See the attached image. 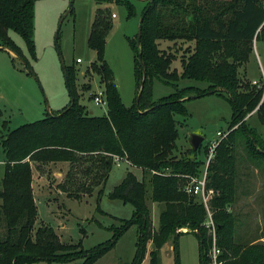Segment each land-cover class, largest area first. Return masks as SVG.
<instances>
[{
  "label": "trees",
  "instance_id": "1",
  "mask_svg": "<svg viewBox=\"0 0 264 264\" xmlns=\"http://www.w3.org/2000/svg\"><path fill=\"white\" fill-rule=\"evenodd\" d=\"M36 1L0 0V49L13 51L30 70L28 58L10 31L23 37L35 58ZM103 1L125 4L129 16L135 14V7L129 1ZM144 1L141 44L137 41L138 34L131 39L137 80L134 104L127 106L123 101L114 71L105 59L106 39L114 22L109 7L98 8L89 37V45L97 54L91 69L100 76L108 100L107 113L93 115L80 102L76 69L66 66L69 104L47 112L42 119L18 126L3 138L6 171L0 189V264L41 261L94 264L134 224L139 226L137 251L133 261L126 264H142L150 241L154 244L150 264H160V250L170 239L177 250V239L184 234L178 231L181 227H188L187 233L193 232L198 237L201 264H207L205 251L212 242V236L203 226L207 210L195 194L186 191L192 178L200 177L203 172L205 162L199 158L203 145L197 149L191 147L187 155L176 154L180 135L176 116L190 115L185 104L187 96L208 94H220L233 106L230 132L218 145L207 175V187L215 190L210 209L217 223V242L223 249L221 259L224 264H264V241L238 242L236 217L228 210L237 194L235 147L238 139H244L251 157L264 158V139L247 122L248 114L257 109L256 114L264 124V91L244 82L239 75V67L248 61L254 41L264 40V0ZM161 40L193 42L182 55V70L172 68L176 54L162 49ZM144 73L146 79L137 102ZM180 79L203 82L207 86L180 88ZM155 80L172 85L176 90L156 101L153 99ZM72 98L74 104L68 108ZM205 148L208 153V145ZM116 155L151 174V198L165 204L158 230L152 227L146 198L148 184L130 170L110 197L130 202L135 211L132 218L121 219L123 224L114 228L111 239L84 249L79 244L63 242L45 223L35 228L38 207L33 189V164L39 167L55 162L70 163V179L75 170L87 176L94 172L95 180L103 182L99 199ZM85 162L92 164L85 167ZM76 195L80 198L79 193ZM98 210L102 211L100 206Z\"/></svg>",
  "mask_w": 264,
  "mask_h": 264
},
{
  "label": "rangeland",
  "instance_id": "2",
  "mask_svg": "<svg viewBox=\"0 0 264 264\" xmlns=\"http://www.w3.org/2000/svg\"><path fill=\"white\" fill-rule=\"evenodd\" d=\"M123 1H129L134 5L133 16H129L125 4L115 1L37 0L34 6L35 58L29 53L23 37L15 31H10L11 37L28 58L32 70L13 51L0 49V189L6 171L3 138L18 126L42 119L47 112L60 110L71 101L61 56L67 67L73 66L76 69L80 102L86 105L93 115L107 113L108 107L97 105L92 98L94 92L104 89L99 74L91 69V64L97 60V54L89 45L92 24L98 8L109 7L111 14L117 15L112 18L114 25L106 39L105 59L114 71L123 101L127 106L134 104L137 80L131 39L138 34L146 1ZM59 27L58 43L61 54L55 43ZM189 45L192 47L193 42L160 41L162 49L176 54L172 68L178 70H182L181 58ZM78 58L81 62H77ZM239 75L244 82L251 85H254V80L264 82L263 39L254 41V49L246 64L239 67ZM178 84L180 88L190 85L201 88L207 86L206 83L191 79H180ZM175 90L172 85L155 80L153 99L157 101ZM186 98L185 104L190 115L176 116L180 133L176 154L179 157L189 154L192 147L190 137L192 134H198L204 138L199 158L205 162L208 155L205 153V147L219 138L218 131L229 130L233 106L220 94ZM256 110L248 114L247 122L264 139V124ZM235 152L237 194L235 201L228 205V210L236 217L235 238L238 242L254 239L264 241V158L251 157L243 138L238 139ZM91 164L92 162H85L83 166L88 167ZM70 169L71 165L67 162L42 164L39 167L33 164V189L36 192L34 195L38 207L35 228L45 223L54 229L63 242L79 244L84 249L93 248L111 239L114 228L123 224L121 219L132 218L135 211L130 202L110 197V193L130 170L140 180L145 179L148 184L146 198L151 211L152 227L154 230L159 229L160 214L165 204L152 200L149 172H143L141 168L133 166L125 159L119 164L115 162L104 191L98 199L99 190L103 185L102 180L97 182L94 172L87 176L83 169V173L75 170L74 176L70 179L68 176ZM61 172L63 174H60ZM76 193H79L80 198L75 197ZM98 206L102 211L98 210ZM178 231L184 234H180L177 239V250H174L173 239H170L160 250V264H201L198 237L193 232L187 233L190 231L188 227H181ZM138 237L139 226L134 224L119 237L114 247L94 264L131 263L136 255ZM153 249V242H148L142 264H150V253ZM205 262L207 263V260ZM37 264L46 262L41 261Z\"/></svg>",
  "mask_w": 264,
  "mask_h": 264
},
{
  "label": "built area",
  "instance_id": "3",
  "mask_svg": "<svg viewBox=\"0 0 264 264\" xmlns=\"http://www.w3.org/2000/svg\"><path fill=\"white\" fill-rule=\"evenodd\" d=\"M112 16L113 18H115L117 15L116 13H113ZM77 62H81V59L78 58ZM253 84L257 85L258 87L264 90V82L254 80ZM92 98L97 105H103L108 107L107 96L103 88H101L99 91L94 92L92 94ZM229 132L230 130H228L227 132L218 131L219 138L211 142L208 146V155L201 176L192 178L190 185L186 187V191L188 193L195 194L198 197L199 201L202 204H204L207 210V217L203 223V226L207 228L208 233L212 236V242L209 248L205 251V258L207 260V264L225 263L224 260L221 259L223 250L217 242V236H218L217 223L214 219L213 212L210 209V202L213 196L215 195V190L213 188L207 187V175H208V167L211 161L213 160V158L216 156V149L218 145L220 144L222 139L228 135ZM114 159L115 162L118 164L120 161L124 160V158L118 155H116Z\"/></svg>",
  "mask_w": 264,
  "mask_h": 264
},
{
  "label": "water",
  "instance_id": "4",
  "mask_svg": "<svg viewBox=\"0 0 264 264\" xmlns=\"http://www.w3.org/2000/svg\"><path fill=\"white\" fill-rule=\"evenodd\" d=\"M143 20H144V17L141 18V22H140V28H139V31H138V44H141V38H142V24H143ZM59 32H60V27L58 28V30L56 31V39H55V43L57 45V48L59 49V53L61 54V50H60V46H59V43H58V36H59ZM8 49V48H6ZM9 50V49H8ZM140 58H142L141 56V52H140ZM142 60V59H141ZM61 61H62V67H63V70H64V74H65V77H66V83L69 87V78H68V74H67V69H66V64H65V61L63 59V56H61ZM142 64L144 66V62L142 61ZM145 79H146V73H144V78H143V81H142V84H141V88H140V91H139V94H138V98H137V102L140 98V95L142 93V89H143V86H144V82H145ZM189 98H193V97H196L195 95H191V96H188ZM74 104V99L72 98V102H71V105L68 107L70 108L72 105ZM51 112V111H50ZM92 113V112H91ZM191 144H192V147L194 149H197L200 144L203 143V137L198 135V134H192L191 135ZM256 143V142H255Z\"/></svg>",
  "mask_w": 264,
  "mask_h": 264
},
{
  "label": "crops",
  "instance_id": "5",
  "mask_svg": "<svg viewBox=\"0 0 264 264\" xmlns=\"http://www.w3.org/2000/svg\"><path fill=\"white\" fill-rule=\"evenodd\" d=\"M0 48H2V46L0 45ZM6 48H4V50H5ZM92 112V111H91ZM64 163H66V162H64ZM60 174H63L62 172L60 173ZM36 192H34V194H35Z\"/></svg>",
  "mask_w": 264,
  "mask_h": 264
}]
</instances>
